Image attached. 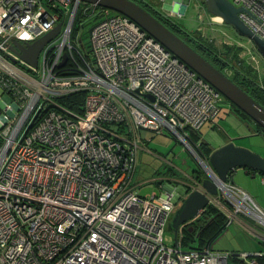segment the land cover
Returning <instances> with one entry per match:
<instances>
[{
	"label": "built area",
	"instance_id": "built-area-1",
	"mask_svg": "<svg viewBox=\"0 0 264 264\" xmlns=\"http://www.w3.org/2000/svg\"><path fill=\"white\" fill-rule=\"evenodd\" d=\"M229 1L243 7L239 17L264 38V0ZM91 5L100 18L87 52L72 37L78 9L88 18ZM58 24L36 65L13 47ZM0 89V264L264 259V249L164 243L175 201L168 193L141 196L132 183L140 130H168L204 163L188 130L214 120L226 98L130 17L81 0H0ZM76 92L84 93L81 109L60 103ZM220 186L211 204L221 206L223 194L235 215L264 225V209L248 192L229 181Z\"/></svg>",
	"mask_w": 264,
	"mask_h": 264
},
{
	"label": "rangeland",
	"instance_id": "rangeland-1",
	"mask_svg": "<svg viewBox=\"0 0 264 264\" xmlns=\"http://www.w3.org/2000/svg\"><path fill=\"white\" fill-rule=\"evenodd\" d=\"M136 1L143 2L142 0ZM146 2L150 8L175 22L184 33L190 36L197 34L200 40L210 44L219 54V57L228 62L226 68L231 74L234 69L233 67L231 68L230 64L239 62L242 72H246L249 68V75L255 78L260 85L264 86V57L256 51L246 37L240 36L224 21L216 20L214 15L207 11L204 0H188V2L183 0H146ZM173 2L177 4V9L173 8L175 11L172 9ZM92 11L93 6L91 5L89 8L90 16L83 20L84 24L81 26V22L78 24L75 21L73 27L72 43L80 49L79 39H81L83 44H89V28L100 18L97 12L91 13ZM111 12L113 11L111 10ZM226 111L227 103L225 102L219 115L214 120L206 122L200 128L202 138L214 149L221 146L229 136L247 134L250 131H254L253 122L248 121L250 122L248 124L250 128H246L235 118L228 116ZM147 136L150 139L144 142L143 145L140 144L138 149L136 167L132 178V183L135 184L137 193L141 196H146L153 192L162 193V186L169 180L171 185H176V180H181L186 185L194 184L196 181L194 177L191 178L192 182L185 179V175H191L193 170H199V174L205 175V177L207 173H210L209 164L200 163L191 151L184 146L183 142L168 130L163 129L162 132L150 131ZM187 141L195 153L202 157L201 151H204L205 148L200 143L196 145L191 140ZM231 141L236 146L246 147L264 157V139L260 135L248 136L247 134ZM256 178L259 186H264V183L260 182V175ZM159 182L161 183L159 184ZM234 184L240 187L239 184ZM260 190L261 193H259V197L256 196L258 198L255 201L264 209V190H262V187ZM224 198L225 196L222 194L221 206L216 205V208L226 216V225L214 238V245L223 242L229 247H233V245L236 247L242 246L243 249L248 250L251 245H255V241L264 240V238L255 234L257 232L264 234V225L257 223L244 214L235 215L232 206ZM177 208L173 209L171 218ZM240 215L245 217H240ZM228 219L230 222H228ZM163 237L166 245L174 244V231L169 225L166 226ZM231 264L241 263L232 260Z\"/></svg>",
	"mask_w": 264,
	"mask_h": 264
},
{
	"label": "water",
	"instance_id": "water-1",
	"mask_svg": "<svg viewBox=\"0 0 264 264\" xmlns=\"http://www.w3.org/2000/svg\"><path fill=\"white\" fill-rule=\"evenodd\" d=\"M81 1L96 4L130 17L149 35L156 38L163 46L185 62L188 67L212 84L229 102L246 113L254 123L264 129V105L256 101L224 72L188 44L186 37L182 38L177 35L138 2L134 0ZM185 1L188 2V0ZM204 2L209 13L219 16L225 24L231 26L240 36L246 37L256 51L264 57V38L256 34L238 15L243 7H237L229 0H204ZM59 28L60 24L49 33L26 45L14 41L13 47L23 59L36 65L40 49L58 33ZM91 30L92 27L89 28V34ZM66 58V54H63L60 66L65 63ZM148 96L153 99L150 94ZM203 162L209 164L210 171L217 176V179L207 173L206 177L202 178L199 186L188 192L178 206L169 222L170 228L174 231L175 243L178 242V226L193 219L206 209L211 203V197L219 194L220 183L227 181L232 170L243 167L264 173V157L246 147L236 146L231 140L213 149L207 158V162L205 160Z\"/></svg>",
	"mask_w": 264,
	"mask_h": 264
},
{
	"label": "trees",
	"instance_id": "trees-1",
	"mask_svg": "<svg viewBox=\"0 0 264 264\" xmlns=\"http://www.w3.org/2000/svg\"><path fill=\"white\" fill-rule=\"evenodd\" d=\"M136 1V0H135ZM138 2V1H136ZM140 5H142L144 8H146L149 12H151L155 17H157L160 21H162L167 27H169L172 31H174L177 35L180 37H186V41L188 42L190 39L193 41L194 44H190L195 50H197L200 54H202L207 60H209L212 64L215 65V61L219 62L222 67L226 69V66H228V62L225 61L223 58L219 57V54L211 47L210 44L202 41L199 39L198 35L195 34L194 36H190L186 33H184L181 28L175 24V22H172L169 18L165 17L161 13L157 12L156 10L150 8L147 4V2H138ZM115 12V11H113ZM86 18V14L83 13L82 7H80L75 15V21L79 24L80 21L84 20ZM74 21V24H75ZM84 23H81V26ZM74 27V26H73ZM83 49L85 51L89 52V44L85 45L82 43ZM209 55V56H208ZM233 64H230L231 68L233 67L234 72L231 74L233 75L237 80L240 81V87L243 88L250 96H252L256 101H258L260 104L264 105V87H262L258 81L251 77L249 75V68L246 70V72H242L241 65L239 62H232ZM216 66V65H215ZM248 73V74H247ZM83 92H76L73 94H69L61 98L59 101L63 105L68 106L71 109H81V104L83 103ZM241 113L248 119L250 117L244 113L242 110H240ZM251 120V119H250ZM253 124L260 127L258 124L254 123ZM194 143V140H191ZM200 144L203 146L204 151H201V158L207 159L208 157L204 156V152L210 154V148L208 147V144L204 142H200ZM208 154V156H209ZM205 157V158H204ZM194 175V178L198 181H201L202 178L205 177V175H200L199 170H193L192 172ZM261 175H264V173H261ZM204 212V219L206 220L205 225H202L201 228L199 227H194V229L189 230L187 233H182V236H177L178 237V242L185 244V245H191V243L195 242V240L199 241L197 247H202L205 245H209L207 243L212 242L214 238L217 236L218 233L222 230L223 226L226 225L225 219L226 216L220 212L215 205L209 204L206 209L203 211ZM170 220L168 221L167 225H169ZM199 228V229H197ZM262 243V247H264V241H260ZM194 247L195 246H191ZM234 251V250H233ZM238 261L241 264H247L244 260L242 259H237L233 257L231 261ZM230 261V264H231ZM258 264H264V259L259 258L258 259Z\"/></svg>",
	"mask_w": 264,
	"mask_h": 264
},
{
	"label": "crops",
	"instance_id": "crops-1",
	"mask_svg": "<svg viewBox=\"0 0 264 264\" xmlns=\"http://www.w3.org/2000/svg\"><path fill=\"white\" fill-rule=\"evenodd\" d=\"M184 2H186V1L184 0ZM173 8L177 9L176 3H175V6ZM150 131H152V130H148V129H141L140 130V136H141V140H142L141 144L142 145L144 142H146L147 140L150 139V137L147 136V134ZM188 134H189V140H194V143L199 144L200 142H204V143L208 144V147L210 148L211 152L214 149V147H211L208 142L204 141V139L202 138V135L200 133V129L198 131L188 130ZM228 141H230V140L225 139L224 143H226ZM203 154L205 157H208L209 153L204 152ZM205 160L207 161V159H205ZM192 174L193 173H191V175H185V179L191 181V178L194 177V175H192ZM258 175H260V182L264 183L261 181V177H262L261 173L256 172V171L249 169V168L237 167L236 169L232 170L229 173L227 181L239 184V186L241 188H243L246 192L250 193V196L254 200H256L259 197V193H261V190H260L261 187H262V190H264V186H259V184L256 182V179H257L256 177ZM167 180H168V178H167ZM173 180H175V179H173ZM160 183L161 182H159V184ZM170 183L171 182L169 180L162 186L163 187L162 193H168V194L172 195L174 199L178 196H181L182 198H184L188 194V192H190L194 188L192 184L186 185L181 180H176V185H171ZM256 196H258V197H256ZM240 217H245V216L240 215ZM250 228H252V227H250ZM252 229H254V228H252ZM255 234L264 238V234H259V232L255 233ZM260 241L261 240L255 241L254 242L255 245H251L248 248V250L243 249V247L241 245H239L241 247H236L235 245H233V247H229L227 244H225L223 242H220L219 244L214 245V241H212V242H209L207 244H209L211 246V248L215 249V250H229V251L234 250V251L253 252V251H258V250L264 249V247H262V243H260ZM262 241H264V240H262ZM198 243H199V241L195 240V242L191 243V245H185L182 243H180V245L183 249H190V248H194L191 246L197 247L198 245H200Z\"/></svg>",
	"mask_w": 264,
	"mask_h": 264
},
{
	"label": "flooded vegetation",
	"instance_id": "flooded-vegetation-1",
	"mask_svg": "<svg viewBox=\"0 0 264 264\" xmlns=\"http://www.w3.org/2000/svg\"><path fill=\"white\" fill-rule=\"evenodd\" d=\"M184 1V0H183ZM188 43H190V44H194L193 43V41L190 39L189 41H188ZM209 56V55H208ZM215 65H216V67L218 68V69H220L222 72H224L232 81H234L236 84H239L240 85V81L239 80H237L233 75H231V74H227L226 73V71H225V68L224 67H222V65L219 63V62H217V61H215ZM226 103H227V115L228 116H232V118L234 119L235 118V120H237L240 124H242L244 127H246V128H250L249 126H248V124L250 123V122H248V121H251V122H253L252 120H250V119H248V118H246L242 113H241V111H240V109L239 108H237L234 104H232L231 102H229L227 99H226V101H225ZM223 110V108L220 110V112ZM219 112V113H220ZM219 113H218V115H219ZM254 131L253 132H249V133H247L248 134V136L249 135H260L261 137H262V139H264V129H262L261 127H258V126H256V125H254ZM247 134H238V135H235V136H229L228 138H227V140H235V139H237V138H239V137H243L244 135H247ZM201 181H198V180H196L195 181V183H196V185H199V183H200ZM183 199L184 198H182L181 196H178V197H176L175 199H174V201H175V207L174 208H176V207H178L180 204H181V202L183 201ZM171 219V218H170ZM205 223H206V220L204 219V212L202 211L199 215H197L196 217H194L193 219H191V220H189V221H186V222H184V223H182V224H180L179 226H178V232H177V236H182V233H187L189 230H192V229H194V227H199V228H201V226L202 225H205ZM199 228H197V229H199ZM190 232V231H189Z\"/></svg>",
	"mask_w": 264,
	"mask_h": 264
},
{
	"label": "bare ground",
	"instance_id": "bare-ground-1",
	"mask_svg": "<svg viewBox=\"0 0 264 264\" xmlns=\"http://www.w3.org/2000/svg\"><path fill=\"white\" fill-rule=\"evenodd\" d=\"M214 18L218 21H221L222 19L219 16H214Z\"/></svg>",
	"mask_w": 264,
	"mask_h": 264
}]
</instances>
